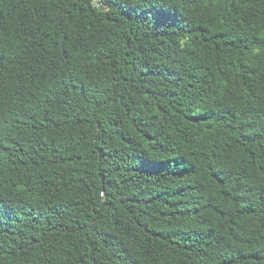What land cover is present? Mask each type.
Instances as JSON below:
<instances>
[{
	"label": "trees",
	"instance_id": "obj_1",
	"mask_svg": "<svg viewBox=\"0 0 264 264\" xmlns=\"http://www.w3.org/2000/svg\"><path fill=\"white\" fill-rule=\"evenodd\" d=\"M0 0V264H264V0Z\"/></svg>",
	"mask_w": 264,
	"mask_h": 264
},
{
	"label": "water",
	"instance_id": "obj_2",
	"mask_svg": "<svg viewBox=\"0 0 264 264\" xmlns=\"http://www.w3.org/2000/svg\"><path fill=\"white\" fill-rule=\"evenodd\" d=\"M94 6L98 11H103L105 9V7L102 5L101 0H94Z\"/></svg>",
	"mask_w": 264,
	"mask_h": 264
}]
</instances>
